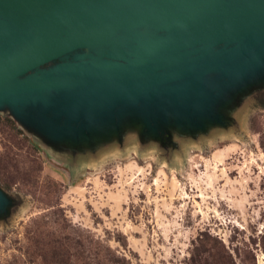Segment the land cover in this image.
<instances>
[{"label": "water", "instance_id": "obj_1", "mask_svg": "<svg viewBox=\"0 0 264 264\" xmlns=\"http://www.w3.org/2000/svg\"><path fill=\"white\" fill-rule=\"evenodd\" d=\"M258 91L264 0H0V113L51 149L227 128Z\"/></svg>", "mask_w": 264, "mask_h": 264}, {"label": "rangeland", "instance_id": "obj_2", "mask_svg": "<svg viewBox=\"0 0 264 264\" xmlns=\"http://www.w3.org/2000/svg\"><path fill=\"white\" fill-rule=\"evenodd\" d=\"M231 116L73 152L0 113V264H264V92Z\"/></svg>", "mask_w": 264, "mask_h": 264}]
</instances>
